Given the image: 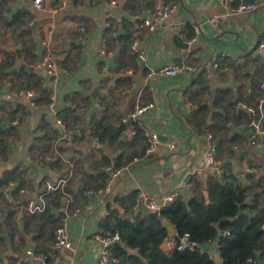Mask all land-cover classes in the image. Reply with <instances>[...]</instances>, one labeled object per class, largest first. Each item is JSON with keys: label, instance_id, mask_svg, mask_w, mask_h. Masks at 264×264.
<instances>
[{"label": "crops", "instance_id": "obj_1", "mask_svg": "<svg viewBox=\"0 0 264 264\" xmlns=\"http://www.w3.org/2000/svg\"><path fill=\"white\" fill-rule=\"evenodd\" d=\"M158 1L175 6V15L154 32L140 29V18L154 9ZM194 24L201 26L200 34L190 43L180 37L188 44L187 48H181L173 35L179 30L187 38L197 36ZM263 37L264 4L251 13L237 15L217 0H70L65 6L61 0H52L45 10L36 8L33 0H0V64L9 65L0 69V127L7 131L1 134L4 143L0 144V174L16 178L4 183L16 184L7 194L19 188L27 191L26 195L18 191L22 202L15 209L21 214L18 224L27 242L17 248L19 234L12 232L13 220L10 226L2 214L0 264H18L21 253L29 247L54 252V237L49 238V233L25 232L23 210L32 213L27 198L32 196L38 201L47 179L67 176L55 164L43 165L40 158L44 142L49 147L46 155L49 160L59 153L58 146L63 145L64 128L57 123L58 117L67 126L84 130L75 141V147L83 153L72 151L70 158L72 164L85 159L89 170L101 158V151L115 165L121 155L126 159L133 149L124 138L122 144L110 145L91 136L94 120L102 117L106 104L113 105L123 120L137 106L153 103V109L140 115L138 122L146 131L167 138L151 156L144 153L138 161L133 158L128 162L129 169L117 176L111 175L106 182L110 190L103 194L90 195L87 191L82 194L80 190L86 188V179L80 177L81 181L78 178L74 182V191L68 193L72 197L71 210L79 208L81 212L77 217L69 216L72 247L65 251L58 264H96L102 247L100 225L106 212L115 205L114 197L134 191L164 197L190 170L204 166L208 131L213 133L227 174L237 173L247 162L264 174L261 152L247 139L236 140L235 134L242 128H248L243 132L250 137L249 127L241 124L242 127L231 126L226 130L216 117L218 112L226 114L232 97L236 102L233 106L242 110L241 104L255 105L264 92V50H257ZM37 38L44 46L43 52L39 50ZM135 38L140 40L145 54L142 61L131 47ZM222 52L226 55L220 57L219 67L211 68L208 76L204 64ZM47 53L53 55L56 63L59 61L57 72L51 76L34 66ZM184 60L197 70L173 77L151 74L166 63L179 65ZM95 88L100 92L97 99L93 96ZM20 89L36 93L37 108L31 106L28 97L16 94ZM208 111L207 123H203L202 118ZM105 113V121L115 124L120 119L113 107ZM11 118H14L12 122ZM130 130L127 136L133 137L136 131L132 125ZM168 143H174L175 147L170 149ZM212 171L197 179H205L208 174L222 177ZM241 178L249 183L246 176ZM94 183L89 181L90 185ZM79 184L85 188L80 189ZM193 194L191 188L187 195ZM40 202L46 201L43 198ZM140 207H136L137 211ZM176 236L170 227L167 239ZM167 239L162 245L165 250ZM202 248L218 252V241Z\"/></svg>", "mask_w": 264, "mask_h": 264}, {"label": "trees", "instance_id": "obj_2", "mask_svg": "<svg viewBox=\"0 0 264 264\" xmlns=\"http://www.w3.org/2000/svg\"><path fill=\"white\" fill-rule=\"evenodd\" d=\"M8 66L0 64V69L3 70ZM233 104H236L234 97L231 98L230 107L225 109L226 114L221 112L216 114V117L222 121V127L226 130L231 129V126L242 127L241 124L247 125L251 120V114L247 110H238ZM105 106L106 110L113 107L115 114L120 117L121 113H118L113 105L106 104ZM106 110L101 118L94 120L91 136L110 145L122 144V138L128 140L127 145L133 148L132 152L126 159H123V155H121L115 164L117 166L127 165L133 158L143 156L147 141L145 129L138 120L132 123V129L136 131L135 135L128 137V124L122 120V115L113 124L105 121ZM208 116L209 111L204 114L203 123H207ZM12 120L14 118H11V122ZM70 128L71 143H63L62 146H58L59 153L50 160L46 158L49 151L47 143L44 142L40 147V158L43 165L49 164L51 167L55 164L63 171V175L71 173L72 176L62 189L44 194L46 202L43 211L28 213L27 209L23 210L26 219L25 232L27 233L35 230L40 234L49 233V238L53 236L55 239V230L60 225L62 218L59 208L64 193L73 192L74 182L80 177L87 181L86 188L80 190L83 194L87 190H98L104 187L112 175L110 171L103 168L113 165L112 158L102 151L101 158L91 164L90 170L86 167L85 159L77 164H72L70 158L73 153L72 146H75L76 139L82 135L84 130L79 127L71 126ZM243 130L247 131L248 128H242L236 133V140L244 138L249 142L250 137ZM5 133H7L6 129L0 127V144L4 143L1 134ZM236 140L232 138L233 143ZM37 141L41 143V138H38ZM0 175L2 183L16 179L7 177L9 175L6 173ZM246 178L249 181L248 184L241 177L227 173L221 178L214 174H208L205 179L195 178L192 196L189 197L182 193L169 207L160 212L137 211V191L127 195H116L114 197L115 205L110 210L109 216L101 222L100 235L101 237L107 234L119 235V241L112 248L117 259L115 264H217L212 253L202 248L215 240L218 241V253L222 264H247L250 258L256 261L255 264H264V187L261 178L256 173L248 174ZM90 180L95 181L94 185L89 184ZM18 193L15 191L7 194L1 191L0 210L10 226L9 222L11 219L13 220L11 229L14 230L12 231L14 233L18 232L16 246L21 248L26 244L27 236L18 224L21 214L18 213V209L15 210L16 206L22 202L18 198ZM122 209L124 212L121 211ZM166 222L170 226H167ZM170 227L174 228L177 236L188 233L199 247L184 252L165 250L162 245L170 236Z\"/></svg>", "mask_w": 264, "mask_h": 264}, {"label": "built area", "instance_id": "obj_3", "mask_svg": "<svg viewBox=\"0 0 264 264\" xmlns=\"http://www.w3.org/2000/svg\"><path fill=\"white\" fill-rule=\"evenodd\" d=\"M52 0H33L36 8L40 10H45L48 2ZM220 3L228 6L234 14L242 15L248 14L254 11L259 5L264 4V0H217ZM70 2V0H61V5L65 6ZM176 13V7L170 6L168 4H164L161 1H158L155 8L150 10L148 14L140 18L139 27L140 29L148 30L154 32L157 27L167 20H169ZM110 26V24H107ZM194 31L197 36L187 38L183 32H179L180 37L184 39L185 42L190 43L197 39L198 35L201 32V26L198 24H194ZM179 31V30H178ZM132 50L136 53V57L139 61L145 59V54L141 48L140 40L135 38L132 43ZM258 51L264 50V37L259 42L257 46ZM102 54H106L104 50H102ZM226 55L225 52L221 54L216 53L213 55L210 60L204 64V68L207 70V75H211V68H218L220 64V57ZM1 61V56H0ZM34 66L37 69L45 71L48 76H51L57 72L58 65L55 62V58L51 53L45 54L44 57H41L38 61L35 62ZM197 67L192 64L186 62L179 66L174 63H166L161 66L157 70L153 71L151 74L159 75V76H177L181 73L186 72H195ZM16 94L23 95L29 98L30 104L32 107L37 108V95L31 89H20L16 91ZM154 107L153 103H147L145 105L137 106V108L127 114L123 121L127 122L130 118L134 120H138L139 116L144 114L147 111L152 110ZM240 107L242 109L247 110L251 114V120L247 123L249 130L251 132L250 135V144L253 148L259 150L261 154L264 156V92H262L259 97L257 103L255 105L241 104ZM57 123L64 128V133L61 137L62 142L65 144H70L72 141V132L71 128L65 124L62 118H57ZM143 127L142 123L139 122ZM145 137L147 141V147L145 149V155L151 156L154 154L161 142L159 138V134L156 132L146 131ZM206 139L208 141V150H207V158L203 167H196L190 170L183 180L178 183L174 188L170 189L169 192L162 198H159L155 195L144 194L143 192H138L136 198V207H139L141 204H145L150 211L152 212H160L163 209L169 207L181 194L184 188H188L191 190L193 186L194 179L202 176L205 172L209 170H213L215 174L218 176H223L227 171L224 168V161L222 158L218 156L217 147L214 141V136L211 131L207 132ZM170 149L175 147L174 143H168ZM235 148H238L234 145ZM140 160L139 157H135L134 161ZM39 161H36L38 164ZM131 167V163L127 165H112L103 167L105 170L110 171L112 176H117L123 171L129 169ZM256 173L258 177L261 178L262 184L264 187V174L259 172L258 168L254 164L246 163L244 167H242L237 173H235L238 177H245L248 174ZM72 174H69L65 177H60L57 179H47L40 193V198L37 201L35 197L29 196L27 198L28 209L30 212H41L45 209V203L40 202L44 198V194L49 191H55L58 189H62L63 186L68 182L71 178ZM16 184L14 182H9L8 184L2 183L1 175H0V192H10L13 188H15ZM110 190L109 182L108 184L101 189L87 190V193L90 195H94L97 193H105ZM21 194L26 195L27 191L24 188H19L18 190ZM72 197L68 193H64L62 196V204L59 208L60 212H64L66 215L63 216L60 225L55 230V239H54V252L53 253H45L42 251H38L34 247L26 248L19 257L18 264L22 263H30V264H58L61 257L65 253V251L72 247L70 232L68 226V219L71 217L79 216L81 210L79 208L71 210ZM3 212L0 210V217ZM110 214V210H108L105 214V218H107ZM119 241L118 234H107L104 237L100 238L101 242V250L97 259L96 264H115L117 262L116 257L113 254L112 248L114 244ZM199 247V245L194 242L188 233L176 236L171 239H167L166 241V250L173 251L178 250L180 252H184L187 250H195ZM256 261L253 258L248 260L247 264H255ZM217 264H222L217 263Z\"/></svg>", "mask_w": 264, "mask_h": 264}, {"label": "water", "instance_id": "obj_4", "mask_svg": "<svg viewBox=\"0 0 264 264\" xmlns=\"http://www.w3.org/2000/svg\"><path fill=\"white\" fill-rule=\"evenodd\" d=\"M36 40H37V43H38V46H39V50H40V52H43V50H44V46H43L41 40H40L39 38H37ZM173 40H174V42H175L178 46H180L181 48H187V47H188V44L182 42V40H181V38H180V36H179V31H178V30H177V31L175 32V34L173 35ZM263 53H264V52H263ZM57 63H59V61H57ZM181 65H182V63L179 64V66H181ZM177 76H178V75H177ZM124 78H125V79H130V80L132 79L130 76H125ZM93 96H94V98H96V99L100 96V92H99V89H98V88H95V90H94V92H93ZM133 122H134V119H133V118H130V119L128 120V123H127V124H128V131H127V134H130V133H131V130H130V129H131V125H132ZM249 135H250V133H249ZM159 138H160L161 141H165V140H167V138H166L165 136H159ZM72 151H73V152H76V153H81V154L83 153V150L76 148L74 145L72 146ZM212 173H214V172L212 171ZM80 181H81V178H80ZM79 188H80V189H84L85 186H84L83 184H79ZM188 192H189V189H188V188H184V189L182 190V193H183L184 195H187ZM206 195H207V192H206ZM140 210L150 211L149 208H148L145 204H141ZM122 211H124V210H122ZM60 214L63 215V216L66 215L64 212H60ZM165 224H166L167 226H170V224L167 223V222H166ZM212 255H213V257H214L216 263H221V262H222V259H221L219 253H218L216 250H213Z\"/></svg>", "mask_w": 264, "mask_h": 264}]
</instances>
